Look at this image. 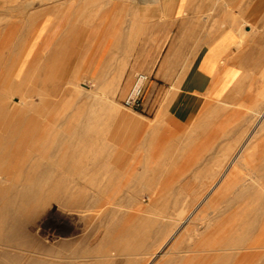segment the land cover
Masks as SVG:
<instances>
[{
  "label": "rangeland",
  "instance_id": "1",
  "mask_svg": "<svg viewBox=\"0 0 264 264\" xmlns=\"http://www.w3.org/2000/svg\"><path fill=\"white\" fill-rule=\"evenodd\" d=\"M99 1L33 0L40 5L29 3L30 7L27 0H0V38L11 25V30L16 28L15 35L20 41L7 71L9 55L0 52V78L6 71L5 80L0 82V125L6 131L0 130V136L9 138L18 134V130L9 128L8 122L17 114L19 121L34 126L29 129L27 140L40 134L37 137L55 141L59 136L67 137L78 129L83 130L86 117L91 118L94 111L104 114L99 106L102 103L108 107L101 118L104 122L98 126L104 129L101 130L104 134L99 137L100 142L96 140L97 150L101 151L96 156L101 162L94 165L84 166L87 162L84 156L77 158L82 164L72 162L77 169L71 163L47 165L48 157L39 144L34 149L36 154L30 152L32 149L16 153L17 149L14 152L11 145L0 147V168L6 173L12 175L21 169L22 175L26 174L24 177L34 174L35 167L39 166L32 162L41 157L45 168L52 169L44 176H50L53 182L76 184L84 192V199L93 201L87 210L76 214L57 204H45L36 222L28 227L37 242L26 246L35 250L30 259L87 264L97 255L106 254L112 264H138V257L143 259L141 264H159L158 256L165 255L163 263L166 264H186L188 259H195L194 264H264V193L258 198L251 194L238 197L231 192L237 187L255 191L259 185L264 189V120L254 112L257 109L264 112V0H187L183 18L188 20L177 24L179 29L189 25L190 32L184 34L171 31L168 19L163 17L160 0H111L107 6ZM18 5L25 15L19 14ZM52 10L61 14L57 29L62 34L57 42L53 36L44 46L39 63L24 61L27 46L37 40V24L44 23L47 17L46 29L52 24L54 17L48 13ZM70 14L76 20L75 26L71 24L63 30ZM224 29H233L238 35L236 52L231 59L238 67L237 77L226 96L213 99L207 92L196 90L197 78L191 76L196 62L193 57L201 49L198 53L188 50L196 39L200 43L202 39L207 45ZM41 39L38 38L39 42ZM164 44L176 47L165 70L166 76L155 78L154 72L144 66L153 63L150 57L154 58L156 47ZM139 53L143 60L136 68ZM137 73L148 76L144 107L131 110L123 106L122 100ZM117 76L121 82L113 91H108ZM116 110L131 120H114L109 115ZM39 124L43 128L35 130ZM111 136L115 137L113 141ZM68 142H73L74 147ZM79 142L69 139L64 150L84 151L77 147ZM105 142L107 147L102 150ZM27 153H32L34 159ZM13 163L19 169L9 166L14 167ZM8 183L10 179L2 180L0 185ZM255 184L258 186L252 188ZM215 193L214 208L208 201ZM253 206L257 212L253 210V215H247V207ZM192 215L203 216L195 221L198 229L185 222ZM131 216L136 217L135 221L151 223L146 229L132 233L123 228ZM67 217L73 218L70 223L66 222ZM254 218L257 220L253 221ZM201 220L209 226L204 228ZM228 222L236 228L244 223L253 226L249 242L226 248L219 242L214 246L207 244L205 237L212 239L208 236L210 231L221 233L220 229ZM157 224L164 230L156 227ZM197 231H207L205 245L197 243L201 239L196 236ZM132 234L138 244L134 247L123 244ZM63 239L72 244L61 248L59 243ZM258 240L257 244L252 243ZM176 257L183 260L171 263Z\"/></svg>",
  "mask_w": 264,
  "mask_h": 264
},
{
  "label": "bare ground",
  "instance_id": "2",
  "mask_svg": "<svg viewBox=\"0 0 264 264\" xmlns=\"http://www.w3.org/2000/svg\"><path fill=\"white\" fill-rule=\"evenodd\" d=\"M29 0H27L28 3ZM43 1V0H42ZM45 1V0H44ZM56 1V0H55ZM67 1V0H66ZM102 2V4H106L108 3V5L110 4L111 0H100ZM99 1V2H100ZM26 2V1H24ZM47 2V1H46ZM65 2V1H63ZM62 2V3H63ZM29 3H34L37 5H40L39 2H33V0H30ZM28 3V4H29ZM66 3V2H65ZM101 4V5H102ZM24 5V4H22ZM21 5V6H22ZM32 5V4H31ZM63 5V4H62ZM68 5V4H67ZM30 6V4H29ZM97 6V5H96ZM107 6V4H106ZM19 7V5H18ZM16 6V8H18ZM26 7V6H24ZM31 7V6H30ZM55 7V6H54ZM58 7V6H57ZM98 7V6H97ZM100 7V6H99ZM98 7V8H99ZM105 7V6H104ZM111 7V6H110ZM15 8V10H16ZM21 7H19V11ZM34 8V7H33ZM36 8V7H35ZM34 8V9H35ZM31 9V8H30ZM108 9V8H107ZM37 10V8H36ZM29 11V10H28ZM31 11V10H30ZM21 12V11H20ZM33 12V9H32ZM96 12V11H95ZM26 13V12H25ZM51 13L54 17V20L51 21L52 24H49L47 29V22L49 21L48 17L47 20L44 23H39L37 24V30H38V35H37V40H34L33 42H31L26 49V55L24 58V61L30 60L31 63L33 62L34 64L39 63L40 58L42 57V50L44 48L45 45H47L50 41V39L53 38V36L55 37V42H57L58 37L62 34L60 30L57 29L58 27V22L60 20V15L61 14H56V12L54 10L48 12ZM62 13V12H61ZM82 13V12H80ZM19 14H22L19 13ZM24 14V13H23ZM22 14V15H23ZM25 15V14H24ZM82 15V14H81ZM89 16V15H88ZM20 17V16H19ZM24 17V16H23ZM34 17V16H33ZM97 17V16H96ZM21 18V17H20ZM84 18V15H83ZM33 19V18H32ZM31 19V20H32ZM81 19V18H80ZM30 20V21H31ZM83 20V19H81ZM88 20V19H87ZM13 21V20H12ZM27 22V21H26ZM87 22V21H86ZM76 20L74 19V16L70 14V17L66 20V22L63 24L62 28L63 30L66 29L68 27V25H73L75 26ZM35 23H32V26ZM82 24V22H81ZM29 25V24H28ZM80 25V24H79ZM21 26V25H20ZM20 28V27H19ZM26 28V26H25ZM24 28V29H25ZM69 28V27H68ZM73 28V27H72ZM62 30V32H63ZM16 32V28L14 30V27L11 30V25H9V27L5 30V32L3 33V35L0 38V52H6L8 53L7 55H9L8 57L10 58L8 61V65L6 67V71L9 69L11 62L13 61L14 55H16V51H18V49L20 48V41L19 38L15 35ZM19 32V31H18ZM17 32V33H18ZM21 33V31H20ZM28 33V32H27ZM61 33V34H60ZM65 33V31H64ZM22 35V34H21ZM42 38L41 41L39 42L38 38ZM21 38V37H20ZM24 39V38H23ZM22 40V39H21ZM60 42V41H59ZM23 43V42H22ZM52 44V43H51ZM22 45V44H21ZM56 45H54L55 47ZM51 49L53 48H49L48 52L51 53ZM74 49V48H73ZM70 51V50H69ZM73 51V50H72ZM59 52V51H58ZM0 53V54H1ZM70 53V52H69ZM71 54V53H70ZM6 55V57H7ZM47 55V54H46ZM5 57V58H6ZM69 58V57H68ZM6 60V59H5ZM69 61V60H68ZM222 66V65H221ZM23 67V64L21 65V68ZM35 67V66H34ZM102 67V65H101ZM122 67V66H121ZM96 68V65L94 66V69ZM103 68V67H102ZM126 68V67H125ZM166 70V69H165ZM6 71L5 73H3V75L0 78V82L2 83L5 80V75H6ZM119 78H121L120 76H117L115 79H113V81H111V83L109 84V88L107 89L108 91H113L115 88H117V86L119 85L118 82H121V80L119 81ZM31 79V78H30ZM14 81L17 83V79L14 78ZM123 81V80H122ZM70 83V82H69ZM13 84V83H12ZM11 84V85H12ZM47 85V84H46ZM76 85V84H75ZM30 90V88H28ZM33 89V88H32ZM20 91V90H19ZM26 91V90H25ZM107 91V92H108ZM263 91V90H262ZM16 92V91H15ZM33 92V91H32ZM44 93V92H43ZM101 93V92H100ZM27 94V93H26ZM26 94H22L23 96H29L32 98V95H26ZM43 95V94H42ZM99 95V94H98ZM44 97V95H43ZM98 98V96H97ZM97 100V99H96ZM99 101V100H98ZM97 101V102H98ZM101 101V100H100ZM0 102H2V97H0ZM99 103V102H98ZM97 103V104H98ZM4 104V103H3ZM96 104V103H95ZM100 104V103H99ZM103 104V103H102ZM99 105L101 106V111L104 114L101 113H94L91 116V118L89 119L87 118V122L86 124H84L83 126V130H77L75 131L73 134H68L67 137L65 136H59L56 138L55 141H51L50 138L48 137H37L35 136V139H28L27 137L29 136L28 132L30 131L29 129L34 128L29 126V122H25V121H19L18 120V115L15 114L13 116V118L8 121L10 124V129H14V130H18V134L13 136V137H2L0 136V147H6V146H13V151L16 153H18L19 151L23 150L28 152L30 149H32L30 152L34 153V149L36 150V146L39 144V146H41V150L44 152H46L45 154L47 155L48 158H46L48 161L45 162L47 165L49 164H54V163H59V164H67V163H71L73 165V163L78 164L81 163L80 159H77L78 157L80 158V156H84V159H87L86 161V165L84 166H89V164H96L98 162H101V159L98 158V156H96V154L99 152V150H97V141H99V137L102 136V134H104L101 130L103 128L98 129L99 127V123L102 124L104 122V118H102V115H106V113L108 112V107L107 104L104 103L103 105ZM115 108V107H114ZM252 108V107H251ZM99 109V108H98ZM112 108H110L111 110ZM260 109V108H259ZM261 110V111H260ZM260 110H255V114L258 115V117H261V119L263 118L264 120V112L262 111L263 109ZM99 111V110H98ZM114 111V110H113ZM3 112V111H2ZM2 114V113H1ZM11 114V112L9 113ZM109 115V114H108ZM115 118H118V120L120 119L126 122H129L131 119L130 117L126 116L125 114H120L117 112L116 113L109 115ZM85 116V115H84ZM81 117H79L78 119L81 121L80 119ZM110 119V118H109ZM113 120V118H111ZM86 120V119H85ZM84 121V120H83ZM24 122V123H23ZM46 122V121H43ZM71 122V121H69ZM79 122V121H78ZM110 122V120H109ZM46 123H50V122H46ZM80 123V122H79ZM82 123V122H81ZM112 123V122H111ZM111 123L109 124V126L111 125ZM8 124V125H9ZM41 124V123H40ZM38 125L37 128L35 130H38V128L41 130L43 128V126L41 127V125ZM44 124V123H43ZM42 124V125H43ZM51 124V123H50ZM105 124V123H104ZM151 124V123H150ZM7 125V126H8ZM82 125V124H80ZM25 126V127H24ZM5 127V126H4ZM4 127L2 128L3 130H1V125H0V130L6 131L4 129ZM27 127V128H26ZM50 126L47 125V128H49ZM17 128V129H16ZM80 128V126H79ZM82 128V126H81ZM7 129V128H6ZM9 129V130H10ZM46 129V128H45ZM104 130V129H103ZM9 132V131H8ZM36 132V131H35ZM78 134H75V133ZM41 133V132H38ZM48 133V132H47ZM147 133V132H146ZM35 134V133H33ZM155 134V133H154ZM6 135V134H5ZM36 135V134H35ZM114 135V134H112ZM152 135V134H151ZM116 136V135H115ZM107 137V136H106ZM32 138V137H31ZM55 138V137H53ZM104 138V137H103ZM69 139H77L80 142L77 144V147L79 148H84V151H80V152H68L66 150H64L65 148V144ZM110 139L113 141L115 139L114 136H111ZM97 140V141H96ZM103 140V139H102ZM103 141H101L102 143ZM72 147H74L73 142H68ZM147 143V142H146ZM151 144V143H150ZM148 144V145H150ZM112 145V144H111ZM109 146V145H108ZM76 147V148H77ZM102 150H104V147L106 146V142L105 145L103 143V145H101ZM8 148V147H7ZM109 148V147H108ZM112 148V147H111ZM100 149V148H99ZM110 149V148H109ZM108 149V150H109ZM145 149V148H144ZM101 150V149H100ZM40 151V150H39ZM98 151V152H97ZM111 151V150H110ZM113 151V149H112ZM5 152V151H4ZM13 152V153H14ZM106 152V151H105ZM32 153H27L30 155V157L32 156ZM101 153V151L99 152ZM109 152H107L108 154ZM6 154V153H5ZM38 154V153H37ZM16 155V154H15ZM25 155L26 157V153L24 152L23 156ZM78 155V156H77ZM112 155V154H111ZM12 156V155H11ZM44 156V155H43ZM138 156V155H137ZM15 157V156H13ZM13 157H10V159L14 160ZM33 157V156H32ZM97 157V158H96ZM106 157V156H105ZM17 158V157H16ZM21 158H24L21 156ZM41 158V157H40ZM37 158L36 160L33 157V162L32 160L28 163H36L38 164L39 167H35V172L34 174L31 175H27L26 177H24L26 174H24V176L22 175V173L20 172L21 169H18L17 171H15L14 174L10 175V173H6L5 170H1L0 168V182L6 181L8 179L11 180V183L8 184H4V185H0V264H64V263H55L53 261H46L43 259H30V254L31 253H35V250H31L28 249L26 246L28 244H36L37 242L32 238V232L29 231V225L30 224H34L36 222V219L38 217V215L40 214V212L44 209V205L45 204H57L58 206H60L63 210L68 211V212H74V214L78 213V212H83L85 210L88 209V205L89 203H93V201H88L84 199V192H82L81 190H78L76 187V184L72 185H67L63 182H53L51 181L52 178L50 176L46 177V175L44 176L43 174H45V172H52V169H48L45 168V164L44 162L40 159ZM83 158V157H82ZM18 159V158H17ZM134 159V158H133ZM9 160V159H8ZM25 160V158H24ZM29 159H27L28 161ZM21 161V160H20ZM26 161V163H27ZM105 161V160H104ZM205 162V160H203ZM202 161V163H203ZM2 162V160L0 161V163ZM11 162V161H9ZM16 162V161H15ZM14 162V163H15ZM22 162V161H21ZM25 162V161H24ZM73 162V163H72ZM12 163V162H11ZM13 163V164H14ZM20 163V162H19ZM107 163V162H106ZM12 164V165H13ZM17 165V162L15 163ZM14 164V165H15ZM70 164V165H71ZM82 164V163H81ZM103 164V163H101ZM171 164V163H170ZM16 165L13 167L11 166V164H9V166L11 168H16ZM79 165V164H78ZM168 165V163H167ZM41 166V167H40ZM44 166V167H43ZM76 167V165H73ZM106 166V164H105ZM104 166V167H105ZM110 166V165H109ZM112 166V165H111ZM9 167V168H10ZM21 167V165H20ZM102 167V166H101ZM100 167V168H101ZM167 167V166H166ZM7 168V166H6ZM10 168V169H11ZM16 168V169H17ZM8 169V168H7ZM28 169V168H27ZM74 169V168H73ZM88 168L86 167V170ZM104 169V168H103ZM110 170L109 168H105ZM116 169V168H115ZM30 170V169H29ZM118 170V169H117ZM128 170V169H127ZM140 170V169H139ZM28 172V170H26ZM61 171V170H60ZM65 171V170H64ZM76 171V170H74ZM105 172V171H104ZM107 172V171H106ZM110 172V171H109ZM25 173V172H24ZM55 174V173H54ZM52 173V175H54ZM74 174V173H73ZM51 175V176H52ZM70 175V174H69ZM99 175V174H98ZM189 175V174H188ZM89 176V175H88ZM46 177V178H45ZM115 177V176H114ZM212 177V176H211ZM65 178V176H64ZM191 178V177H190ZM242 178V177H241ZM240 178V179H241ZM67 179V178H66ZM111 179V177H110ZM113 179V176H112ZM185 179V178H184ZM215 180V178H214ZM68 181V180H66ZM70 181V179H69ZM68 181V182H69ZM74 182V181H73ZM72 183V181H71ZM72 185V186H71ZM255 184L254 186H252V188H256ZM234 187L236 186V184L233 185ZM232 186V187H233ZM239 186V185H238ZM258 186V185H257ZM261 185H259L255 191H249V189H237L239 187L236 188V190H232L231 192L236 195V196H244V195H256L258 198L262 197L261 195L264 193L262 192L263 187H260ZM69 188V189H68ZM70 188H75L70 190ZM79 188V186H78ZM200 189V188H199ZM116 191V190H115ZM117 192V191H116ZM214 192V191H213ZM99 194L101 193V191L99 190L98 192ZM99 194H97L99 196ZM114 194V193H113ZM64 197H68L67 199H65ZM70 197V198H69ZM101 197V196H100ZM64 198V199H61ZM95 198V196H94ZM259 201V200H256ZM210 207H216V193L210 197V200L208 201ZM149 204V203H148ZM196 205V204H195ZM139 207V205H137ZM184 206V205H183ZM203 206V205H202ZM102 208V207H101ZM100 208V209H101ZM141 208V207H140ZM192 208V207H191ZM256 206H253L251 209L247 207L246 209V213L247 215H253ZM199 209V208H198ZM201 209V208H200ZM259 209V208H258ZM181 210V209H180ZM191 210V209H190ZM140 211V210H139ZM203 211V210H202ZM256 211V210H255ZM259 211V210H258ZM149 212V211H148ZM167 212V211H166ZM257 212V211H256ZM261 212V211H260ZM177 213V212H176ZM68 214V213H67ZM72 213H69V215ZM145 214V213H144ZM60 215V214H59ZM181 215V212H180ZM47 216V215H46ZM78 216V215H76ZM195 217L192 216H188L185 220V222H187L188 224H194V227H197V223L195 222L196 220L201 219V217H203L202 215H200L201 217L194 215ZM83 217V216H82ZM183 217V216H182ZM68 218V217H67ZM81 218V217H80ZM79 218V219H80ZM84 218V217H83ZM131 218V219H130ZM129 219V221L127 223H125L123 225L124 229H128L130 230L132 233L136 232L139 229H146L147 226H149V224L151 222L146 221H135L134 216H131ZM156 218V217H155ZM170 218V217H169ZM168 218V219H169ZM73 218H68L66 219L67 223H70V221ZM181 219V218H180ZM203 220L206 221V218H202ZM59 220V219H58ZM257 220L256 218L253 219ZM63 221V220H62ZM184 221V219H183ZM202 221V220H201ZM208 221V220H207ZM247 221H249V219H247ZM72 223V222H71ZM186 223V224H187ZM200 222L198 221V224ZM203 223V221L201 222ZM211 223V221H210ZM76 226V223H74ZM68 225V224H67ZM204 228L209 226V223L204 222L203 224H201ZM31 226V225H30ZM38 226V225H36ZM158 226V228H160L161 230H164V227L162 225L157 224L156 227ZM190 226V225H189ZM201 226V227H202ZM211 226V224H210ZM81 227V226H80ZM163 227V228H162ZM181 227V226H180ZM188 227V226H187ZM222 227V226H221ZM237 227V226H236ZM234 227L230 222H228V224L219 232H214L212 233V231H210L212 233H209L208 236L212 237V239L210 240V238L208 239L207 236H204V233L207 231H203V232H199L197 231L195 234L196 236H201V239L199 242H197L199 245H205L204 242L206 241L207 244H212L213 246L216 245L217 242L221 243L223 245V248L226 247H231V245H237V246H243L246 243L249 242V237L251 236L252 233V228L253 226L250 227V225H248L247 223L242 224L241 226H239L238 228ZM193 228V227H192ZM79 229V228H78ZM198 229V227L196 228ZM200 229V228H199ZM72 230V229H71ZM202 229H200L201 231ZM205 230V229H204ZM208 230V228H207ZM214 230V229H213ZM32 233V234H31ZM194 233V232H193ZM216 233H219V236L216 235ZM74 236V235H73ZM193 236V234H192ZM75 237V236H74ZM206 240H205V238ZM216 237L218 238V240H216ZM58 238V237H57ZM192 239V237H190ZM195 238V237H194ZM207 239L209 241H207ZM79 240V239H78ZM205 240V241H204ZM263 240V239H262ZM262 240H260L262 242ZM50 241V240H49ZM251 241V240H250ZM59 242V241H58ZM78 242V241H77ZM205 242V243H206ZM259 242L258 241H253L252 243L257 244ZM260 242V244H261ZM80 243V242H79ZM251 243V242H250ZM264 243V241L262 242ZM72 244L69 241L66 240H62L60 241L59 245L62 248V246L64 247L65 245H69ZM123 244H125L126 246H136L138 244V239L135 237V235H131L130 237L126 238L123 240ZM141 244V243H140ZM189 244V243H188ZM220 244V245H221ZM195 245V244H194ZM220 245L218 244V246L220 247ZM226 246V247H224ZM74 247V246H73ZM264 247V246H263ZM65 249V248H64ZM229 249V248H228ZM224 250V249H222ZM227 250V249H226ZM225 251V250H224ZM28 253V254H27ZM60 256V255H59ZM68 257V256H67ZM60 258V257H59ZM193 260L195 261V259H188L186 264H192ZM198 262V260H197ZM196 263V262H195ZM66 264V263H65ZM69 264V263H67ZM71 264V263H70ZM87 264H112V259L106 255V254H99L97 255L94 260L90 261ZM166 264V263H163ZM194 264V263H193Z\"/></svg>",
  "mask_w": 264,
  "mask_h": 264
},
{
  "label": "crops",
  "instance_id": "3",
  "mask_svg": "<svg viewBox=\"0 0 264 264\" xmlns=\"http://www.w3.org/2000/svg\"><path fill=\"white\" fill-rule=\"evenodd\" d=\"M186 1L187 0H160L163 17L168 19L167 24H170L173 33H175L176 30L181 32V34L190 32L189 25L180 28L181 30L177 27V24L181 22V20H186V22L188 20L183 18L186 11ZM237 37L238 35L235 30L224 29L210 40L207 45L204 44L202 39H200L202 41L201 43L197 41L198 39L192 42L188 50L189 52L198 53L201 49L199 54H195L196 56L193 57L196 62L194 71L191 73V76L197 78L196 90L207 92L213 99H221L232 90L235 85L238 68L235 64L231 63V59L236 52L238 44ZM197 45H200L199 48H197ZM175 47L176 46L168 47L165 44L156 47V56L154 58L153 56L150 57V61H153V63L150 62L144 67H146L147 70L153 71L155 78L166 76L165 69L169 66L171 53L174 51ZM137 57L135 61L136 68L141 66V61L143 60L142 53H139ZM143 57L146 58L145 56ZM187 90L191 91L193 89L188 88ZM146 107L147 104H145V109ZM182 258L183 257H176L171 263L177 262ZM165 259V255H159L157 263L161 264L166 261ZM142 262V257H138L137 263L141 264Z\"/></svg>",
  "mask_w": 264,
  "mask_h": 264
},
{
  "label": "built area",
  "instance_id": "4",
  "mask_svg": "<svg viewBox=\"0 0 264 264\" xmlns=\"http://www.w3.org/2000/svg\"><path fill=\"white\" fill-rule=\"evenodd\" d=\"M148 82L145 73H137L134 80L123 97L122 104L131 110H142L144 107V93Z\"/></svg>",
  "mask_w": 264,
  "mask_h": 264
}]
</instances>
